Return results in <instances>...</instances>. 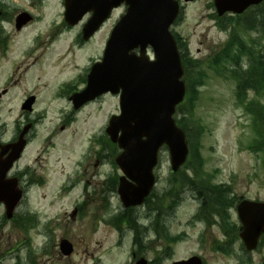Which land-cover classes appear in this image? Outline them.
Returning a JSON list of instances; mask_svg holds the SVG:
<instances>
[{
	"label": "rangeland",
	"instance_id": "374dc122",
	"mask_svg": "<svg viewBox=\"0 0 264 264\" xmlns=\"http://www.w3.org/2000/svg\"><path fill=\"white\" fill-rule=\"evenodd\" d=\"M12 1L21 7L29 5L27 0ZM209 3L210 0L183 3L179 19L171 26L187 47V54L201 63L204 72L192 109L189 114L179 113L177 119H182L192 135L197 134L202 156L199 172L203 177L231 186V195L236 198L264 200L262 158L247 149L255 137L250 116L236 103L234 81L225 76L223 69L209 66L210 57L229 37V31L220 29L211 18L214 10ZM41 4L35 8L36 19L25 28L4 24L7 36L0 44L1 141L13 138L16 127H22L24 120L35 121L28 126V144L10 172L18 175L28 171L20 182L25 198L16 211L31 214L32 221L27 224L33 226L24 230L11 220H2L0 207V264H47L44 249L53 247L52 237L58 234L70 238L74 246L72 257L58 264H129L132 253L147 258L151 264H170L191 255L200 256L203 264H247L242 258L262 264L264 242L251 254L244 253L238 245L230 254L215 249L213 238L220 237V228L215 222L194 221L198 206L193 192L181 194L180 203L162 221L171 236H178L175 241L159 238L149 226L139 235L140 248L134 242L132 229L123 226L120 231L113 227L108 219L123 212V207L106 182L120 174L112 163L118 149L105 141L108 138L104 129L109 117L119 112L118 96L104 94L74 110L67 92L84 88L87 69L100 60L105 41L125 8L115 9L91 38L81 41L77 40L81 22L74 26L62 22L61 0H42ZM225 24L231 27L229 22ZM248 35L259 34L238 32L244 39ZM29 95L35 97L31 116L21 110ZM155 171L157 183L148 202L150 207H154V196H162L168 188V179L173 175L165 148L159 150ZM185 174L191 176L192 172L183 167L174 177L179 179ZM82 195L85 200L108 197L110 208L103 213V223L94 220L88 206L87 213L75 220L70 217L75 199ZM160 200L162 204L164 200ZM140 210L135 217L148 226L153 214L143 215L146 209ZM232 212L230 219L237 220ZM53 222L58 224L56 231ZM60 228L63 229L58 232Z\"/></svg>",
	"mask_w": 264,
	"mask_h": 264
},
{
	"label": "water",
	"instance_id": "95a60500",
	"mask_svg": "<svg viewBox=\"0 0 264 264\" xmlns=\"http://www.w3.org/2000/svg\"><path fill=\"white\" fill-rule=\"evenodd\" d=\"M259 1L215 0V7L219 15L226 11L241 13ZM121 3L126 5V11L114 25L101 61L92 65L86 87L70 96V100L77 109L106 92L119 94L120 113L110 118L106 133L122 149L115 160L124 173L119 178L118 193L124 206H130L140 204L149 193L161 145L168 148L173 171L183 164L188 149L185 134L172 117L185 92L180 55L169 31L179 9L178 2L65 0V20L73 25L91 12L82 30V38L86 40ZM147 47L153 53L152 59L146 55ZM32 101L29 98L23 108L29 109ZM25 131L16 142L0 145V202L4 203L8 218L22 193L16 188L17 179L5 176L24 148ZM237 211L242 223L240 237L251 250L256 247L261 231L264 232V203L242 200ZM136 264L145 261L141 259ZM172 264H201V260L193 256Z\"/></svg>",
	"mask_w": 264,
	"mask_h": 264
},
{
	"label": "trees",
	"instance_id": "16d2710c",
	"mask_svg": "<svg viewBox=\"0 0 264 264\" xmlns=\"http://www.w3.org/2000/svg\"><path fill=\"white\" fill-rule=\"evenodd\" d=\"M259 14H262L263 18L256 22L255 17ZM225 23L220 21L219 25L226 28ZM229 23L231 25L229 38L210 57L209 66L215 70L223 69L225 76L234 81L236 103L250 116L251 127L255 134L248 145V149L255 154H262L264 161V9L263 11L251 12L247 16L236 19L235 22L230 20ZM240 30L256 31L259 35H248V38L244 39L238 36ZM182 64L188 94L186 102L179 109L183 111L186 107L188 111L182 113L189 114L193 107V101L196 99L198 87L203 82L204 72L201 69V63L192 58H182ZM180 125L185 129L188 137L191 156V160L188 161L189 163L187 162L189 165L194 162L193 156L199 157L198 139L197 135L193 136L187 126L182 124V119H180ZM196 164L199 168L201 165L200 158ZM194 175L193 180L184 177L183 182H189L190 185L197 188L204 206L209 208L205 212L223 211L222 205L228 203L225 189L217 184L207 186L209 182L204 181L199 172H194ZM171 182H177V180L172 179Z\"/></svg>",
	"mask_w": 264,
	"mask_h": 264
},
{
	"label": "flooded vegetation",
	"instance_id": "af4514ba",
	"mask_svg": "<svg viewBox=\"0 0 264 264\" xmlns=\"http://www.w3.org/2000/svg\"><path fill=\"white\" fill-rule=\"evenodd\" d=\"M29 1L31 4L29 3V5H25V7L22 8L15 4H9L5 1L0 0V44L4 42V38L7 36L4 33V29H3L4 24H11L14 25L15 27V22L17 21L19 15L23 13L25 14V20L21 22L22 29L25 28L27 24H30L36 19V15L34 14V11L36 10L35 9L36 7L42 5L41 4L42 0H29ZM20 21L21 20L19 18V22ZM183 188L184 187L179 189L177 196H172L168 198L165 195L159 197H156L157 195L154 196L151 205L154 207H150L148 205V200H146L144 203H142L139 206L123 209V212H121V214L122 216H124V221L122 223H124L129 228H131L134 231V233L139 231L141 228L147 229L149 226H151L153 231L156 233V236L166 241V233L167 234L169 233L166 231V227L162 221L168 217L170 211H173L175 205L180 203V201L182 200L181 194L183 196V194L185 193ZM164 193L165 191L163 192V194ZM100 197L103 199L100 200L99 197L97 196V200L94 199L95 197L87 200L89 197H86V200L84 199L83 202H80L79 200L74 201L76 202V204L72 206L70 217L73 220H75L78 215L87 213V208L89 207V209L92 210L91 216L94 218V220L96 222L103 223L104 222L102 220L103 213L107 212L110 203L108 202V200H106L108 199V197L106 196L104 197L100 196ZM160 199L164 200L162 204ZM166 202L170 203L171 205L168 206L164 205ZM144 208L146 209V213L144 212L143 215L148 213L153 214L152 222L148 226H146L144 223L140 224L135 217L136 212H138L139 209L143 210ZM167 209H169V211L165 213ZM18 214L19 213L14 214L15 219L17 218ZM52 225L55 227V231H56L58 224L56 222H53ZM159 225H161V227ZM62 229L63 228H60L58 232L61 231ZM238 234H239L238 228H233L232 230H223L220 228V237L216 239L213 238V241L215 242L214 247L218 249H223V248L229 250L235 249L236 246L239 245ZM64 238L72 243V240L70 238L58 234L52 237L51 241L55 242L52 243L53 247H51V245L45 247L44 250L46 252V255H48V260H49L47 264H58L61 263L63 259H65L64 256L61 255V251H60V242ZM134 242H137V239H134Z\"/></svg>",
	"mask_w": 264,
	"mask_h": 264
}]
</instances>
